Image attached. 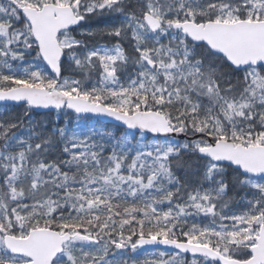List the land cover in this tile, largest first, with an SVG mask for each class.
Masks as SVG:
<instances>
[{"label": "snow or ice", "instance_id": "obj_1", "mask_svg": "<svg viewBox=\"0 0 264 264\" xmlns=\"http://www.w3.org/2000/svg\"><path fill=\"white\" fill-rule=\"evenodd\" d=\"M0 264H264V0H0Z\"/></svg>", "mask_w": 264, "mask_h": 264}]
</instances>
